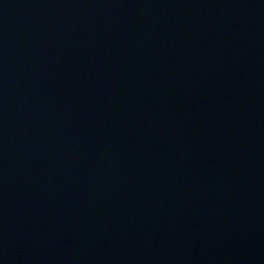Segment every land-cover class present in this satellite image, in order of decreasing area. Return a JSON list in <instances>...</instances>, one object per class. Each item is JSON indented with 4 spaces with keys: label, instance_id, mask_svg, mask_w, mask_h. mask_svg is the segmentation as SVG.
Instances as JSON below:
<instances>
[{
    "label": "water",
    "instance_id": "95a60500",
    "mask_svg": "<svg viewBox=\"0 0 264 264\" xmlns=\"http://www.w3.org/2000/svg\"><path fill=\"white\" fill-rule=\"evenodd\" d=\"M0 264H264V0H0Z\"/></svg>",
    "mask_w": 264,
    "mask_h": 264
}]
</instances>
